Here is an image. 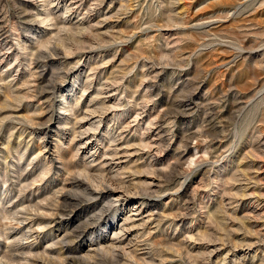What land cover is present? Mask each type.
Masks as SVG:
<instances>
[{
	"label": "rangeland",
	"instance_id": "rangeland-1",
	"mask_svg": "<svg viewBox=\"0 0 264 264\" xmlns=\"http://www.w3.org/2000/svg\"><path fill=\"white\" fill-rule=\"evenodd\" d=\"M0 264H264V0H0Z\"/></svg>",
	"mask_w": 264,
	"mask_h": 264
},
{
	"label": "bare ground",
	"instance_id": "bare-ground-1",
	"mask_svg": "<svg viewBox=\"0 0 264 264\" xmlns=\"http://www.w3.org/2000/svg\"><path fill=\"white\" fill-rule=\"evenodd\" d=\"M38 55H39V54H38ZM34 60H35V59H34ZM54 87H57V86H54ZM109 163H110V162H109ZM87 170H88V169H87ZM81 180H82V179H81ZM76 182H77V181H76ZM80 184L86 186V189L91 190V193H96L97 196H98V195H99V196L101 195V196L103 197V196L105 195V194L103 193L105 190H104V191H101V190L98 191V190H94V189L92 190V189L89 187V185H86V184H85L84 181H81ZM84 186H83V187H84ZM80 187H81V186H80ZM107 190H108V191L106 192L107 195H110V194L112 193V191H111L112 189L109 188V189H107ZM109 190H110V191H109ZM122 230H123V229H122ZM75 260H76V259H75Z\"/></svg>",
	"mask_w": 264,
	"mask_h": 264
}]
</instances>
